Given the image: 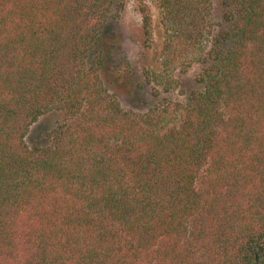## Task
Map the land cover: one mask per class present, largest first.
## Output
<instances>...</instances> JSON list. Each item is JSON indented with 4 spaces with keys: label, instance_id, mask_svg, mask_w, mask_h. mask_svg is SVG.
<instances>
[{
    "label": "trees",
    "instance_id": "obj_1",
    "mask_svg": "<svg viewBox=\"0 0 264 264\" xmlns=\"http://www.w3.org/2000/svg\"><path fill=\"white\" fill-rule=\"evenodd\" d=\"M152 2L162 71L201 63L199 88L133 111L102 77L125 0H0V264H264V0L217 34L210 0Z\"/></svg>",
    "mask_w": 264,
    "mask_h": 264
},
{
    "label": "rangeland",
    "instance_id": "obj_2",
    "mask_svg": "<svg viewBox=\"0 0 264 264\" xmlns=\"http://www.w3.org/2000/svg\"><path fill=\"white\" fill-rule=\"evenodd\" d=\"M151 9L153 38L149 47L142 44L141 17L135 8V0H125L119 17L117 52L123 56L115 72L116 79L108 77L109 71L102 74L103 84L117 96L124 109L145 111L153 104L162 101L184 102L192 89L199 88L195 80L202 64L193 62L186 70H173L164 73L160 66L159 44L163 32L159 23L158 8L152 0H145ZM213 34L223 27L225 0H210ZM131 92V93H130ZM155 92V93H154ZM61 114L57 110L46 112L33 123L24 139L29 148L46 146L47 134L58 123Z\"/></svg>",
    "mask_w": 264,
    "mask_h": 264
}]
</instances>
